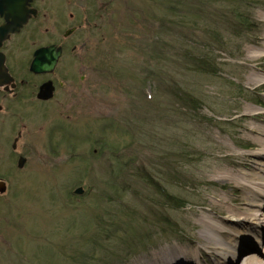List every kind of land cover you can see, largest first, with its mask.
Masks as SVG:
<instances>
[{
    "label": "rangeland",
    "instance_id": "374dc122",
    "mask_svg": "<svg viewBox=\"0 0 264 264\" xmlns=\"http://www.w3.org/2000/svg\"><path fill=\"white\" fill-rule=\"evenodd\" d=\"M198 1L115 0L111 21L88 34L81 58L67 60L76 79L60 75L66 59L57 70L64 84L52 100L39 101L38 79L14 101L0 94V264H154L183 247L198 264H213L197 220L220 223L226 213L205 200L222 195L229 206L239 193L214 180L237 170L229 153H244L233 161L251 172L242 109L264 110V87L245 83L247 64L264 68V0H202L195 11ZM196 58L217 72L194 70ZM186 92L199 97L198 110L185 106ZM162 210L165 233L164 223L142 225ZM143 232L153 235L148 244ZM249 252L242 261L264 260Z\"/></svg>",
    "mask_w": 264,
    "mask_h": 264
},
{
    "label": "bare ground",
    "instance_id": "6f19581e",
    "mask_svg": "<svg viewBox=\"0 0 264 264\" xmlns=\"http://www.w3.org/2000/svg\"><path fill=\"white\" fill-rule=\"evenodd\" d=\"M259 56L257 53L249 55L250 58H259ZM261 56L264 57V53ZM246 66L248 73L245 83L255 89L264 87V74L261 72L264 69L263 65L260 68L249 64ZM242 116L243 119L247 117L251 121L250 124L242 125L243 137L248 139V143L245 144L254 149L246 154L253 158L252 164L249 166L251 172L239 168L240 165L233 161L235 157L244 156V153H229L227 156L232 158L233 168L237 170L224 169L218 174L214 173L216 176L214 180L223 181L230 189L239 193L231 198L233 199L231 200L232 205L229 206L227 204L230 200L225 199L222 195L217 196L216 202L205 200L214 209L226 213L220 223L209 221L204 215L197 220L200 226L198 229L200 240L207 249L211 250V255L215 258L213 264H264V260L249 259V255L242 261L243 256L249 254L250 250L255 254H257L256 251L264 254V247H260V243L264 240V110H260L257 106H244ZM226 223L230 227L235 226L238 229L234 232L225 230ZM246 250L248 252L244 254ZM158 257L161 260H157ZM194 258L195 254L183 247L176 249L172 255L156 256L154 264H163V260L164 264L167 260L171 261L170 264H182V259H188L190 264H198ZM183 263L188 264L187 262Z\"/></svg>",
    "mask_w": 264,
    "mask_h": 264
},
{
    "label": "flooded vegetation",
    "instance_id": "af4514ba",
    "mask_svg": "<svg viewBox=\"0 0 264 264\" xmlns=\"http://www.w3.org/2000/svg\"><path fill=\"white\" fill-rule=\"evenodd\" d=\"M5 1L8 0H1V2ZM114 1L31 0L27 6L29 15L26 21L20 26L18 22H14V25L19 28L11 30L7 38L0 40V54H2L3 63L11 76L8 82L0 85V94L11 95L14 101L16 98L25 95V88L20 91L21 88L27 86L31 91V82L38 79L39 85L37 92H35L37 98L41 102L52 100L54 96L50 99L38 97L41 85L50 81L55 87V92L59 85L64 84L62 78H58L57 73L59 72L57 70L60 69L65 59L66 62L68 60L71 63L73 60L82 57L79 48L85 47L88 34L94 35L95 32H99L105 21L110 22L114 17ZM4 11L3 9L2 12L0 11V31L2 27L11 25L10 22L6 21ZM105 17L107 18L105 19ZM69 19L72 22L70 25H68ZM49 46H54V50L59 51L54 69L51 72H33L31 64L35 58L36 50ZM68 62L64 70L66 73H60V75H69L74 81L76 79L75 74L71 72V69H68ZM78 70L81 71L80 80L84 81L87 72L85 65L81 63ZM60 75L59 77H61ZM0 109H2L1 105ZM18 134L21 135V132Z\"/></svg>",
    "mask_w": 264,
    "mask_h": 264
},
{
    "label": "water",
    "instance_id": "95a60500",
    "mask_svg": "<svg viewBox=\"0 0 264 264\" xmlns=\"http://www.w3.org/2000/svg\"><path fill=\"white\" fill-rule=\"evenodd\" d=\"M31 0H8L5 2H1L0 0V11L2 9L5 10L3 12L6 21L10 22L11 25H6L1 28L0 31V40L7 38L11 30L18 29L14 25V22H18L19 26L21 23L25 22L27 16L29 15V11L27 6ZM5 4V6H3ZM4 7V8H3ZM8 7V8H7ZM19 8V9H18ZM54 46L43 47V49L36 50L35 58L31 64V70L33 72H51L54 69V66L57 62V58L59 56V51L54 50ZM4 58L2 54H0V85L5 82H8L11 79L7 71V67L5 66ZM54 86L52 82L46 81L41 85L40 91L38 92V97L41 99H50L53 97ZM23 158H20L18 163L19 167H22L24 164ZM5 189V185L2 183L0 185V190ZM75 193H83V188L79 187L75 190Z\"/></svg>",
    "mask_w": 264,
    "mask_h": 264
},
{
    "label": "trees",
    "instance_id": "16d2710c",
    "mask_svg": "<svg viewBox=\"0 0 264 264\" xmlns=\"http://www.w3.org/2000/svg\"><path fill=\"white\" fill-rule=\"evenodd\" d=\"M205 4L202 2V0H200V1H198V3H196L195 4V11H197V10H199V8H201L202 6H204ZM236 9H233V17H234V20H236L239 24L241 23L242 24V22H244V13H242L239 9H237V7H235ZM205 13V12H204ZM193 14V13H192ZM202 14L203 13H199V14H196L195 15V17H197V18H202L201 16H202ZM225 15L226 16H228V14H226L225 13ZM224 15V16H225ZM205 16H206V13H205ZM205 16L203 17V19L205 18ZM188 17V16H187ZM196 18V19H197ZM195 19V18H194ZM237 25V24H236ZM191 26H193V23L191 22L190 24H188L187 25V28H189V27H191ZM235 28V26H233V29ZM235 32H237V31H235ZM199 62V58H196V60H195V68H194V70H197V71H201V72H203L204 74H208V73H211V74H213L215 71L217 72V70H213V72H211L209 69H210V67L209 66H207V64L206 65H200V62ZM182 99H183V101H185L184 103H185V106H187L188 107V109L189 110H198L199 109V104H200V99H199V97H195V96H192L191 94H189V93H185V95H183L182 97H181ZM180 98V99H181ZM181 99V100H182ZM111 150V152L112 153H116V152H118V148L114 145V143H113V145H112V147L110 148ZM118 162V161H117ZM122 164V163H121ZM127 166V164L126 163H123V166ZM147 178V177H146ZM147 180V179H146ZM147 182V184L148 185H151V186H153V181H150L149 179L146 181ZM153 188L155 189V193H159L160 195H162V197H163V199L165 198V199H169V201L171 202V204L172 205H178V204H180V197L178 196H175V195H167V193H165L166 191H165V189L163 188V187H157V186H153ZM158 197H159V195H158ZM169 201L168 202H165V203H167L168 205H169ZM185 202V201H184ZM186 204V202L185 203H182V205L181 206H183V205H185ZM173 207H176V206H173ZM144 220V224H142V225H144V226H146V225H150V226H153V227H155V226H159V229H161L160 227H161V224L162 223H164L165 224V226L166 227H163V230H164V233L167 231V226L168 225H170V224H167L168 222H169V220H168V218L166 217V215L164 214V211L162 210L161 212H160V214H159V216L157 217V218H155V220H150L149 218L148 219H143ZM173 226H176V224H174ZM103 231H104V229H103ZM133 230L132 229H130V231H128V229L126 230V236H129L130 238H136V237H139L137 234H134V235H132L133 234V232H132ZM130 235H132V236H130ZM134 236V237H133ZM153 235H152V233H150V232H147V234H146V232H143V235H141L140 236V238H143V239H146V240H144L143 242H147V244L149 243V240L151 239V237H152ZM142 240V239H141ZM100 242V239H96V240H94V244L95 243H99ZM126 242V241H125ZM125 242H123V244H126ZM146 244V245H147ZM145 245V246H146ZM96 246H98V245H96Z\"/></svg>",
    "mask_w": 264,
    "mask_h": 264
}]
</instances>
